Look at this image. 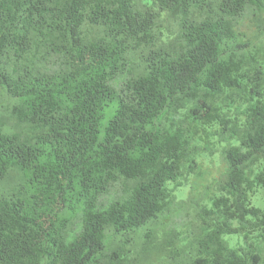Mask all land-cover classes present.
Instances as JSON below:
<instances>
[{"label":"trees","instance_id":"trees-1","mask_svg":"<svg viewBox=\"0 0 264 264\" xmlns=\"http://www.w3.org/2000/svg\"><path fill=\"white\" fill-rule=\"evenodd\" d=\"M261 188L264 0H0V264H264Z\"/></svg>","mask_w":264,"mask_h":264},{"label":"rangeland","instance_id":"rangeland-1","mask_svg":"<svg viewBox=\"0 0 264 264\" xmlns=\"http://www.w3.org/2000/svg\"><path fill=\"white\" fill-rule=\"evenodd\" d=\"M215 158H217V154L215 155ZM206 164H209L208 162H206L205 163V165ZM204 165V166H205ZM185 188H182V189H180L179 191H178V193H180L181 191L182 192H185ZM211 191V190H210ZM209 191V192H210ZM215 193V190H213V191H211V195L212 194H214ZM264 194V189H259V191H258V193L256 194V196L254 197V200H253V202H254V204L256 205V206H260V207H264V200H262V195Z\"/></svg>","mask_w":264,"mask_h":264}]
</instances>
